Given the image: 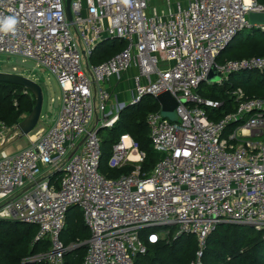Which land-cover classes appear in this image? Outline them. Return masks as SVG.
Listing matches in <instances>:
<instances>
[{"label": "built area", "instance_id": "2783aa9c", "mask_svg": "<svg viewBox=\"0 0 264 264\" xmlns=\"http://www.w3.org/2000/svg\"><path fill=\"white\" fill-rule=\"evenodd\" d=\"M66 2L0 0V28L9 17L16 21L12 30H0V55L34 61L62 91V108L50 127L31 133L28 147L0 152V222L34 226L33 246L48 245L27 261L66 264L75 246L61 238L74 207L91 234L83 264H134L148 244L183 235L197 238L192 264H199L219 224L264 230V98L248 99L238 90L236 110L216 121L208 111L223 103L199 93L204 83L223 86L234 74L264 71V58L218 64L246 29L264 33L249 18L264 14V4L72 0L69 22ZM114 40L124 41V50L93 64L98 47ZM213 70L217 83L208 79ZM127 78L134 95L116 108L113 99ZM165 93L179 103L177 121L164 119L161 107L148 117L151 143L162 159L142 174L145 154L121 134L108 166L134 170L106 178L100 172L101 129H113L128 106ZM15 128L0 126V146L13 142Z\"/></svg>", "mask_w": 264, "mask_h": 264}, {"label": "trees", "instance_id": "16d2710c", "mask_svg": "<svg viewBox=\"0 0 264 264\" xmlns=\"http://www.w3.org/2000/svg\"><path fill=\"white\" fill-rule=\"evenodd\" d=\"M257 1L264 4V0ZM125 47L124 41L105 42L98 47L91 61L99 65L122 52ZM225 52H227L226 59L220 58L218 64L222 65L231 60L264 58V33L249 34L236 46L230 45ZM238 90H242L245 98L248 99L264 98V71L234 74L224 82L223 86L214 84L204 89L202 85L199 93L203 98L223 103L220 109L208 111L210 117L218 121L236 110L234 93ZM145 100L148 98L137 106H128L121 112L118 123L111 129L114 133L111 139L102 138L100 132L103 150L100 172L106 178L119 179L134 170L130 165L113 170L106 164L109 156L108 146L112 149L121 134H129L140 151L145 154L142 174H150L162 159V155L152 146L148 125L149 115L159 112L160 105L156 100L152 103ZM35 105L34 96L23 87L0 83V126L15 128L33 111ZM116 130H122L123 133L116 135ZM36 234L37 229L34 226L0 222V264H45L27 261L33 255L48 249V245L41 243L33 246ZM90 236L82 212L78 208H72L61 239L66 246L81 244V247L66 255V264H83L87 254V246L84 243L90 239ZM171 241L148 244V252L138 256L134 264H192L197 261L199 246L195 236L183 235ZM199 264H264V230L257 231L236 224H219L208 237Z\"/></svg>", "mask_w": 264, "mask_h": 264}, {"label": "rangeland", "instance_id": "374dc122", "mask_svg": "<svg viewBox=\"0 0 264 264\" xmlns=\"http://www.w3.org/2000/svg\"><path fill=\"white\" fill-rule=\"evenodd\" d=\"M157 8H163L162 5H160L159 2L156 4ZM252 29H246L244 32H242L236 40L233 42L232 46H236L239 41L243 40L246 36L251 34ZM259 34V33H257ZM227 52H224L221 56L222 59H226ZM0 72L1 73H7V74H14L18 76H23L32 79L36 83H38L42 90L44 95V105H43V112H42V118L39 122L38 127L36 128L37 131L40 129V127L45 126L47 128V124L49 125L52 119L56 116H58L62 101V91L60 89V86L57 82V80L54 78V76L51 75V73L45 69L38 68L36 63L32 60L24 59L22 57L18 56H6V55H0ZM215 76L217 77V74L215 72ZM214 77V78H216ZM131 79V76L129 77ZM217 79H212L213 81L209 80L211 83H217ZM129 82L124 83L121 87V91L116 93L115 99L113 101L117 102L118 106V99L119 97L120 101H122L123 104H128L130 100L132 99V96L134 95L135 89L132 80H128ZM204 89H208L209 87H212V84L204 83L203 84ZM145 101H150L149 103L153 102V99H148ZM145 104H148V102H145ZM113 105L116 106V104ZM146 106V105H145ZM117 108V107H116ZM111 112L115 113L116 109H110ZM55 117V118H56ZM177 118V116H176ZM94 120V123L95 124ZM36 131V132H37ZM116 135L123 133L122 130H116ZM114 133L111 129H105L101 131V137L104 139H111L113 137ZM29 144V141L27 138H21L11 146H9L7 149L9 151H14L18 149L19 147H25ZM109 149V156L107 159V166L111 157V148L108 146ZM109 167V166H108ZM165 230H159L160 233H163ZM172 242L171 240L169 243ZM73 249L76 248L77 244H72Z\"/></svg>", "mask_w": 264, "mask_h": 264}, {"label": "water", "instance_id": "95a60500", "mask_svg": "<svg viewBox=\"0 0 264 264\" xmlns=\"http://www.w3.org/2000/svg\"><path fill=\"white\" fill-rule=\"evenodd\" d=\"M71 1L72 0H67L66 2V15L67 19L69 22H72V13H71ZM250 23L251 26L254 27L256 25H262L264 26V14H256V13H251L250 16ZM215 76V70L211 72L209 75V80L216 79L214 78ZM213 81V80H212ZM0 83H6V84H11V85H16L23 87L26 89L28 92H30L36 101V105L33 109V111L21 122L19 123L14 132L15 133V138L12 144L17 142L21 138H28L31 133H33L36 128L39 125V122L42 118V112H43V105H44V95H43V90L41 86L33 81L30 78L23 77V76H18L14 74H7V73H1L0 72ZM156 102L160 105L161 110H162V116L164 119H167L172 122H176V109L179 105L178 101L170 94V93H165L161 96H159L156 99ZM107 128H103L102 130H105ZM100 130H98L99 132ZM10 143V144H11ZM83 143V142H82ZM81 143V144H82ZM7 145H1L0 146V152L2 150H5L8 148ZM242 226H246L241 224ZM247 227V226H246ZM71 251H74L72 249Z\"/></svg>", "mask_w": 264, "mask_h": 264}, {"label": "crops", "instance_id": "0c3cea01", "mask_svg": "<svg viewBox=\"0 0 264 264\" xmlns=\"http://www.w3.org/2000/svg\"><path fill=\"white\" fill-rule=\"evenodd\" d=\"M115 81H116V80H113V83H114ZM127 82H129V81H128V78L126 79V81H124V82L122 83V85H123L124 83H127ZM117 99H118V106H119V104L122 103V101H120L119 97H117ZM60 100L62 101L61 98H60ZM113 102H114V104H116V106H117V102H116V101H113ZM113 102H112V104H113ZM116 106H115V107H116ZM61 108H62V105H61ZM60 110H61V109H60ZM55 117H56V116H55ZM55 117L52 119V121L50 122L49 125L47 124V128L50 127V126L52 125V123H53L54 120H55ZM47 128H45V126L40 127V129H47ZM28 146H29V144H28L27 146H25V147H19L18 149L14 150V151H10V152H16V151H18L19 149H23V148H26V147H28ZM8 151H9V150H8ZM70 245H72V244H70ZM79 247H81V244H80V245L77 244V247L74 248V251L77 250V249H79ZM70 252H72V251H70Z\"/></svg>", "mask_w": 264, "mask_h": 264}, {"label": "clouds", "instance_id": "9594fccd", "mask_svg": "<svg viewBox=\"0 0 264 264\" xmlns=\"http://www.w3.org/2000/svg\"><path fill=\"white\" fill-rule=\"evenodd\" d=\"M16 21L14 18H7V21L6 23L3 25L2 28H0V30L2 31H9V30H12L13 29V26L15 25Z\"/></svg>", "mask_w": 264, "mask_h": 264}, {"label": "flooded vegetation", "instance_id": "af4514ba", "mask_svg": "<svg viewBox=\"0 0 264 264\" xmlns=\"http://www.w3.org/2000/svg\"><path fill=\"white\" fill-rule=\"evenodd\" d=\"M28 139V138H27Z\"/></svg>", "mask_w": 264, "mask_h": 264}]
</instances>
